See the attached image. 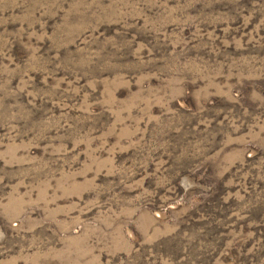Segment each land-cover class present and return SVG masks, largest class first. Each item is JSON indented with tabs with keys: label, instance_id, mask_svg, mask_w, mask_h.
I'll list each match as a JSON object with an SVG mask.
<instances>
[{
	"label": "rangeland",
	"instance_id": "rangeland-1",
	"mask_svg": "<svg viewBox=\"0 0 264 264\" xmlns=\"http://www.w3.org/2000/svg\"><path fill=\"white\" fill-rule=\"evenodd\" d=\"M0 264H264V0H0Z\"/></svg>",
	"mask_w": 264,
	"mask_h": 264
}]
</instances>
